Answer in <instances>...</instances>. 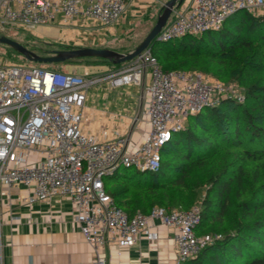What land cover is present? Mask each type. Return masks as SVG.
<instances>
[{
	"label": "built area",
	"instance_id": "2783aa9c",
	"mask_svg": "<svg viewBox=\"0 0 264 264\" xmlns=\"http://www.w3.org/2000/svg\"><path fill=\"white\" fill-rule=\"evenodd\" d=\"M128 1L0 0V28H111L120 22ZM242 10L264 16V0H185L155 42L219 30ZM146 78V103L134 121L146 124L147 130L134 145L128 135L101 140L84 130L86 102L100 81L87 69L73 73L27 63L0 64V194L4 188L24 186L28 204L69 200L85 241L95 250V264H106L102 251L107 245L132 248L143 234L155 240L156 225L176 230L175 264L221 238L197 234L201 206L170 211L154 207L148 214L129 216L105 189L104 179L122 168L159 171L162 148L184 130L189 116L224 98L244 100L233 86L201 72L164 70L151 48L109 76L113 87L140 86Z\"/></svg>",
	"mask_w": 264,
	"mask_h": 264
},
{
	"label": "trees",
	"instance_id": "16d2710c",
	"mask_svg": "<svg viewBox=\"0 0 264 264\" xmlns=\"http://www.w3.org/2000/svg\"><path fill=\"white\" fill-rule=\"evenodd\" d=\"M151 50L164 70H185L179 59L200 52L215 59L231 57L217 75L237 81L244 88L245 99L224 98L218 105L189 116L184 130L174 133L162 148L159 171L132 173L131 168H123L122 173L104 179L106 191L133 216L139 204L136 197L126 198L125 194L188 188L189 200L174 196L167 210H187L200 203L197 234L221 238L181 264H264V77H256L264 71V16L238 11L219 30L155 42ZM89 59L116 67L126 64L114 65L99 58L64 63ZM189 69L205 71L201 64ZM217 157L218 168L211 171L205 167ZM252 163L254 170L249 171L247 166ZM200 172L203 180L195 184L190 177ZM150 203L163 205L156 196Z\"/></svg>",
	"mask_w": 264,
	"mask_h": 264
},
{
	"label": "crops",
	"instance_id": "0c3cea01",
	"mask_svg": "<svg viewBox=\"0 0 264 264\" xmlns=\"http://www.w3.org/2000/svg\"><path fill=\"white\" fill-rule=\"evenodd\" d=\"M167 1L129 0L120 22L104 30L122 32L136 21H143L150 30ZM124 65L109 64L102 69L110 75ZM147 81L140 86L113 87L108 82L95 85L84 109V130L101 140L128 135L132 144H138L147 125L135 123L134 118L146 103ZM28 193L24 186L1 191L0 264H95V250L85 241L71 202L54 198L28 204ZM153 228L157 233L153 241L143 234L132 248L107 245L102 251L106 264H175L176 230L161 225Z\"/></svg>",
	"mask_w": 264,
	"mask_h": 264
},
{
	"label": "rangeland",
	"instance_id": "374dc122",
	"mask_svg": "<svg viewBox=\"0 0 264 264\" xmlns=\"http://www.w3.org/2000/svg\"><path fill=\"white\" fill-rule=\"evenodd\" d=\"M171 19L172 18H170L169 21H171ZM41 29L42 28L38 30H23L14 25L6 24L0 28V35L7 36L20 42L40 55H48L47 53L52 50H63L74 47L109 48L119 52H127L134 49L140 43L142 37L149 31V28L143 21L133 22L131 26L125 27L124 31H119L117 33L106 32L104 29L85 31L72 27L63 28L60 30ZM204 54L205 52H200L199 54L197 53L190 56H185L184 59H179L178 64L183 63L182 65L186 71H190V65H203L205 67V71H201V73L213 81H219L227 86H233V91H235L234 94L237 96H243L245 99L244 88L237 81L229 80L227 77H219L217 75L220 67L229 63L231 61V57L222 60L219 59V57H216L215 59L211 55L206 56L208 54ZM15 63H27L28 65H34L37 67H46L50 70H65L73 73H81L84 71V69H87L93 78L100 80L96 85L106 82L110 83V75H108V73L102 69V67L109 65L108 63H103L96 59L84 60L78 63H35L28 61L22 54L13 50L9 46L0 43V64L4 65ZM110 66L113 65L110 64ZM256 77H264V71L257 73ZM250 80H252V78ZM219 159L220 157L213 159L211 162L207 163L205 167L207 166V168H211V171L215 170L218 168ZM247 168L249 171H253L254 164H249ZM123 171L124 169L122 168L118 170L117 173H122ZM135 171L136 169H131L132 173ZM190 178L193 179L195 184L196 182L203 180L201 172L191 175ZM113 187L118 190L116 185H113ZM125 196L126 198L136 197V204H139V207L135 209V213L147 212L146 214H148L150 212L149 210L151 208L153 209L154 207H162L166 210L171 209L170 201L174 196L188 201L190 198V193L188 188L184 189L179 187L155 193H142L141 195L127 193ZM152 196L160 198L163 202V205H151L150 199ZM193 206H200V203H196ZM207 234L213 235L211 233Z\"/></svg>",
	"mask_w": 264,
	"mask_h": 264
},
{
	"label": "water",
	"instance_id": "95a60500",
	"mask_svg": "<svg viewBox=\"0 0 264 264\" xmlns=\"http://www.w3.org/2000/svg\"><path fill=\"white\" fill-rule=\"evenodd\" d=\"M184 1L185 0H168L165 2L155 24L149 30L145 38L134 49L127 52H119L109 48L78 47L52 50L47 53L48 55H40L24 44L4 35H0V43L9 46L22 54L28 61L35 63L54 64L82 58H99L107 60L114 65H120L132 61L137 56L141 55L143 51L151 48L155 43L157 35L170 19L173 11Z\"/></svg>",
	"mask_w": 264,
	"mask_h": 264
}]
</instances>
